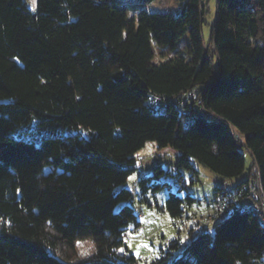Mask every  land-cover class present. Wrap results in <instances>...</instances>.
<instances>
[{
  "label": "trees",
  "instance_id": "trees-1",
  "mask_svg": "<svg viewBox=\"0 0 264 264\" xmlns=\"http://www.w3.org/2000/svg\"><path fill=\"white\" fill-rule=\"evenodd\" d=\"M154 1L0 0V264H136L123 233L140 222L122 184L147 140L223 177L244 172L245 147L248 176L214 195L255 176L264 191V0H216L208 42L205 0L175 12ZM183 202L170 192L171 216ZM220 218L213 239L198 233L166 264H264L257 216Z\"/></svg>",
  "mask_w": 264,
  "mask_h": 264
},
{
  "label": "rangeland",
  "instance_id": "rangeland-1",
  "mask_svg": "<svg viewBox=\"0 0 264 264\" xmlns=\"http://www.w3.org/2000/svg\"><path fill=\"white\" fill-rule=\"evenodd\" d=\"M205 1L208 12L202 32L205 42H208L216 19V0ZM174 3L175 0H155L146 7L152 11L175 12ZM28 5L31 9L36 8L32 7L31 2ZM187 41L188 37H185L181 44ZM157 60H162V57L158 56ZM241 150L245 156V169L243 173L232 177L216 174L193 157L190 160L196 173L178 166L177 151L171 146L158 147L154 140H147L135 151V170L122 185L133 194L132 205L140 222L138 226L129 224L123 233V242L128 252L135 256L136 264H166L168 260L182 254L188 242L202 231H207L214 238V227L221 218L201 225H195L193 219L211 213V201L217 187H231L248 176L253 159L245 147ZM179 173L184 181L178 179ZM146 177L149 178L145 184L149 185L143 193L140 180ZM170 192L184 199L183 212L179 217L171 216L167 210L166 198ZM188 193L195 199L187 198ZM174 239L178 240L179 246L171 248L170 242ZM168 251L171 253L168 254Z\"/></svg>",
  "mask_w": 264,
  "mask_h": 264
},
{
  "label": "built area",
  "instance_id": "built-area-1",
  "mask_svg": "<svg viewBox=\"0 0 264 264\" xmlns=\"http://www.w3.org/2000/svg\"><path fill=\"white\" fill-rule=\"evenodd\" d=\"M195 97V91H188L177 95H156L150 103L155 109L164 110L168 100H175L177 103L189 102ZM225 194L216 193L211 201L212 211L205 217V223L212 219L220 218L232 210L246 209L254 213L258 220L264 225V191L260 187L257 176L250 179L245 187L226 189ZM231 190V192H230ZM207 218V219H206ZM204 219V218H203ZM198 220L196 217L195 221Z\"/></svg>",
  "mask_w": 264,
  "mask_h": 264
},
{
  "label": "snow or ice",
  "instance_id": "snow-or-ice-1",
  "mask_svg": "<svg viewBox=\"0 0 264 264\" xmlns=\"http://www.w3.org/2000/svg\"><path fill=\"white\" fill-rule=\"evenodd\" d=\"M31 4H32V7L35 8L36 6V0H30ZM131 179V177H130ZM122 251V250H121ZM87 253H84V255H86Z\"/></svg>",
  "mask_w": 264,
  "mask_h": 264
}]
</instances>
